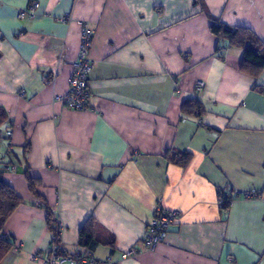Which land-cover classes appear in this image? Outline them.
I'll use <instances>...</instances> for the list:
<instances>
[{"label": "crops", "instance_id": "0c3cea01", "mask_svg": "<svg viewBox=\"0 0 264 264\" xmlns=\"http://www.w3.org/2000/svg\"><path fill=\"white\" fill-rule=\"evenodd\" d=\"M212 19L264 43V0H0V177L24 201L4 228L21 250L1 264H47L48 213L68 254L84 250L93 219L98 261L135 248L120 264H264V70L244 73L243 50L221 44ZM78 22L94 33L88 112L55 100L80 53ZM192 99L204 118L183 113ZM171 151L189 165L170 164ZM220 193L238 198L222 209ZM158 208L180 221L149 252Z\"/></svg>", "mask_w": 264, "mask_h": 264}, {"label": "built area", "instance_id": "2783aa9c", "mask_svg": "<svg viewBox=\"0 0 264 264\" xmlns=\"http://www.w3.org/2000/svg\"><path fill=\"white\" fill-rule=\"evenodd\" d=\"M38 9V3L33 2L28 9L21 11L18 14V19L25 21V19H33L35 13ZM69 18H60L58 22H68ZM78 26L81 29V45L79 49V56L74 62L72 77L69 81V90L64 96H58L55 100L60 103L63 107L70 111L88 112L91 110V93L89 87L90 73L94 68V63H92L90 58V49L93 43V30L90 28L89 24L86 22H78ZM204 83H198L196 86V91L200 92L204 88ZM25 93L22 96L25 97ZM13 130L9 127L6 131L5 137L11 139ZM238 197L234 195H225L221 199V207L223 202L228 204V207L237 199ZM155 217L151 219L146 228L143 245L145 249L149 252L154 251L158 245L162 244L169 233L170 228L177 225L180 221V215L178 212L166 211L158 208ZM55 219L56 232H53L51 253L46 260L47 264H120L122 262L128 261L129 259L136 258L140 255L141 251L135 248L129 249L122 253L118 262H113L111 260H106V262L96 260L92 253L89 251H77L71 254L66 253L60 244V234L61 225L57 218ZM15 252L21 250V245H16L13 247ZM38 255H33L32 260H36ZM232 262V259H230Z\"/></svg>", "mask_w": 264, "mask_h": 264}, {"label": "trees", "instance_id": "16d2710c", "mask_svg": "<svg viewBox=\"0 0 264 264\" xmlns=\"http://www.w3.org/2000/svg\"><path fill=\"white\" fill-rule=\"evenodd\" d=\"M211 34L215 35L221 44H226L230 48H239L243 50V61L241 64L242 71L252 76H258L261 71L264 70V43L255 33L249 29L240 27L230 28L225 24L223 25L219 21L212 19V25L210 27ZM183 113L189 117H197L198 119L204 118L205 109L195 99L186 101L183 104ZM8 121V114L3 108H0V128L4 126ZM166 160L171 164L185 168L191 161V155L187 152H167ZM26 179L29 184V189L32 194L38 196L37 187L40 182L31 178L29 174H26ZM226 194L220 193L219 197L224 198ZM24 204L21 199L10 185L5 183L0 177V264L10 254L15 242L8 239L4 234V228L7 222L11 219L13 213ZM228 204L223 202L222 209H226ZM48 224L51 225L54 222L53 215L48 213ZM80 231L79 234V247L87 250L91 253L100 244L97 238V229L94 220H89ZM53 232H56V228L53 226ZM112 245V244H111Z\"/></svg>", "mask_w": 264, "mask_h": 264}]
</instances>
